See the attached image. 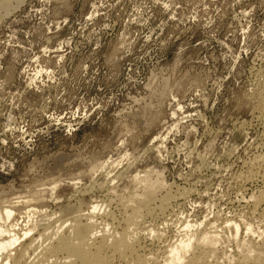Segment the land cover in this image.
Listing matches in <instances>:
<instances>
[{
    "label": "rangeland",
    "instance_id": "1",
    "mask_svg": "<svg viewBox=\"0 0 264 264\" xmlns=\"http://www.w3.org/2000/svg\"><path fill=\"white\" fill-rule=\"evenodd\" d=\"M15 5L0 13V209L34 197L49 217L99 203L120 219L157 186L174 198L144 216L163 228L145 252L163 258L187 221L212 220L229 250L228 219L264 242V181L239 179L264 155V0Z\"/></svg>",
    "mask_w": 264,
    "mask_h": 264
},
{
    "label": "bare ground",
    "instance_id": "2",
    "mask_svg": "<svg viewBox=\"0 0 264 264\" xmlns=\"http://www.w3.org/2000/svg\"><path fill=\"white\" fill-rule=\"evenodd\" d=\"M15 2L20 0H0V13H10L17 7L14 6ZM260 96L257 101L258 109L264 114V91ZM254 162L244 173H239V179L246 181L260 178L264 181V155L256 156ZM148 187L144 192L141 191L143 194H130L126 199L123 197L124 200L117 207H120L119 211L123 214L120 219L109 209L110 204L103 208L99 203H94L85 212L79 206L67 205L56 217H49L52 214H46L44 205L36 203L39 201L37 199L34 202L33 196L32 199L6 205L0 209V264H264V242L250 236L253 233L251 225L244 222L242 225L232 219L233 222L228 219L225 225L231 231L230 241L234 243L232 250L220 246L222 238L219 230L214 229L212 220H199L186 222L180 237L164 247L163 258L156 253L145 252L141 238H159L163 235V228L159 225H145L144 216L157 210H166L168 202L174 198L170 193L159 196L155 189H158L157 186L152 189ZM251 197L250 207L261 208L264 202V186ZM157 198L160 203L154 205ZM21 209L27 217L22 222L24 224L18 223L15 216V212ZM164 219L162 224L166 225L167 221ZM242 230L247 239L240 236Z\"/></svg>",
    "mask_w": 264,
    "mask_h": 264
}]
</instances>
